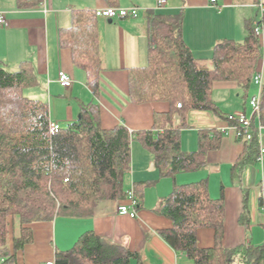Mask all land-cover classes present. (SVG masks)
<instances>
[{"label":"trees","instance_id":"obj_1","mask_svg":"<svg viewBox=\"0 0 264 264\" xmlns=\"http://www.w3.org/2000/svg\"><path fill=\"white\" fill-rule=\"evenodd\" d=\"M13 1L19 9L36 8L43 2ZM106 1L108 6H115V0ZM96 19L92 10H74L71 26L60 29L59 42L70 48L75 65L85 71L87 83L98 94L102 61ZM260 23L261 20L246 26L242 42L218 41L210 64H203L183 40L181 13L151 11L147 16V64L128 69V95L132 102L169 103L167 112L154 113L150 130L130 132L123 124L104 129L97 103L90 102L81 104L76 120L51 134L47 102L24 93L37 82L30 62L22 61L14 71L0 64L1 264H14L15 252L32 240V222L52 220L58 215L88 217L100 201L125 199L134 137L151 151L161 176L174 177L202 168L207 152L218 147L221 136L215 131H200L197 148L183 150L179 131L186 124V112H216L210 98L214 80H233L242 89L250 86L258 61L264 57L260 39L253 31ZM261 99L262 109L264 84ZM258 147L255 136L244 142V151L234 163L233 172L255 160ZM259 205L264 207L263 195ZM157 212L172 221L170 229L160 231L161 236L194 264H228L236 255H241L244 264L264 262V245L234 249L222 246L224 202L222 196L210 198L207 179L175 183ZM200 227L214 229L212 247L198 246L196 231ZM10 231L12 248L8 244ZM132 259H139L137 252L123 249L89 230L71 248L56 252L54 264H130Z\"/></svg>","mask_w":264,"mask_h":264},{"label":"crops","instance_id":"obj_2","mask_svg":"<svg viewBox=\"0 0 264 264\" xmlns=\"http://www.w3.org/2000/svg\"><path fill=\"white\" fill-rule=\"evenodd\" d=\"M156 0H115L120 7L138 6L137 17H119L112 21L97 17L98 52L102 61L98 94L87 83L85 71L76 66L70 48L60 45V29L69 28L74 10H93L110 5L106 0H43L36 8L19 9L13 0H0L7 25L0 27V64L14 71L22 61H29L36 85L26 91L48 104L50 122L61 126L76 120L81 104L95 102L99 108L100 125L112 129L123 124L130 132L150 130L154 113L169 110L166 101L132 102L128 95L129 68L140 67L148 61L147 16L156 10ZM258 0H167L166 14L181 13L182 37L195 58L210 64L214 45L223 39L242 42L246 26L258 23ZM260 43L264 53V15L261 20ZM264 71V57L257 64ZM62 70L72 79V85L62 87L57 74ZM251 82L242 89L233 80H214L210 98L216 112L190 109L185 126L179 131L180 145L185 151L198 146L200 131H215L221 139L217 148L206 154V164L194 171L161 176L153 154L134 137L131 141V169L125 182L126 191L136 190V216L118 212L125 199L98 202L94 214L88 217L58 215L52 220L30 224L32 240L15 252L14 264H45L54 261L56 252L72 247L85 231L92 230L105 240L138 253L139 259L130 264H194L184 252L172 248L160 231L170 229L172 221L157 212L160 202L173 185L207 179L212 199L222 196L224 202V233L222 246L234 249L264 245V211L259 199L264 194V160L258 157L233 172V165L244 151V142L228 128V113H243L252 118L258 146L264 147V104L261 115H252L250 99L258 93ZM256 118L259 124L256 127ZM176 119V124L178 122ZM263 131V132H262ZM259 148V147H258ZM212 227L196 231L198 246L214 244ZM12 248V232L8 236ZM241 255L228 264H244ZM264 264V262H263Z\"/></svg>","mask_w":264,"mask_h":264},{"label":"built area","instance_id":"obj_3","mask_svg":"<svg viewBox=\"0 0 264 264\" xmlns=\"http://www.w3.org/2000/svg\"><path fill=\"white\" fill-rule=\"evenodd\" d=\"M216 0H211L214 3ZM167 0H156L155 9L159 10L166 6ZM258 8L260 13V20H262L264 15V0H258ZM140 8L138 6L130 7H120V6H105L101 8L93 9V13L96 17H102L105 19H115L119 17H137L139 15ZM7 20L3 14L0 12V27L6 26ZM254 34L256 37L260 38L262 33L261 23L254 26ZM57 81L62 87L68 88L72 85L71 77L64 71L60 70L57 74ZM252 82L258 87V93L251 97L249 103L252 107V115L259 117L261 115V97L262 89L264 84V71L257 70L252 78ZM180 107V103L177 104ZM226 120L229 122L228 128L231 129L237 139L243 142H249L254 137L252 118L247 117L243 113L233 112L228 113L225 116ZM61 128V125L57 122L49 123V132L51 134L57 132ZM258 160H264V147L259 146ZM264 196V194H263ZM136 198L132 190L127 192L124 202L120 203L118 206V212L123 215H128L130 217L136 216ZM264 211V207L262 208ZM1 264V261H0ZM45 264H54V261H48Z\"/></svg>","mask_w":264,"mask_h":264},{"label":"rangeland","instance_id":"obj_4","mask_svg":"<svg viewBox=\"0 0 264 264\" xmlns=\"http://www.w3.org/2000/svg\"><path fill=\"white\" fill-rule=\"evenodd\" d=\"M263 54H264V53H263ZM26 89H27V88H26ZM24 93H25L26 96L32 97V96L30 95V94H32L31 92L24 90ZM258 124H259V118H256V124H255V126L257 127ZM262 132H263V131H262ZM126 179H127V177H126Z\"/></svg>","mask_w":264,"mask_h":264},{"label":"water","instance_id":"obj_5","mask_svg":"<svg viewBox=\"0 0 264 264\" xmlns=\"http://www.w3.org/2000/svg\"><path fill=\"white\" fill-rule=\"evenodd\" d=\"M108 21H112V19H108ZM80 116V114L78 115V117Z\"/></svg>","mask_w":264,"mask_h":264},{"label":"bare ground","instance_id":"obj_6","mask_svg":"<svg viewBox=\"0 0 264 264\" xmlns=\"http://www.w3.org/2000/svg\"><path fill=\"white\" fill-rule=\"evenodd\" d=\"M113 20V19H112ZM50 123V122H49Z\"/></svg>","mask_w":264,"mask_h":264}]
</instances>
